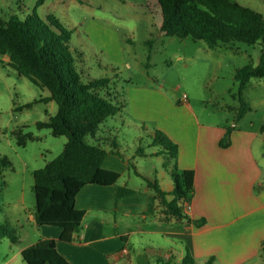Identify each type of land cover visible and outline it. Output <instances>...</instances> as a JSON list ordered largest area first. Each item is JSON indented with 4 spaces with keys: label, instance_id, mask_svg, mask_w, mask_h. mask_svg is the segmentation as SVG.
I'll return each instance as SVG.
<instances>
[{
    "label": "rangeland",
    "instance_id": "1",
    "mask_svg": "<svg viewBox=\"0 0 264 264\" xmlns=\"http://www.w3.org/2000/svg\"><path fill=\"white\" fill-rule=\"evenodd\" d=\"M38 1L0 0V18L16 16L23 20L33 12L42 20L54 17L71 31L70 47L81 54L82 59L76 65L83 79L109 80L98 94L116 97L121 109L120 114L100 126L98 135L107 136V142L114 140L119 147V160L130 162L119 183L126 181L129 173L136 187L145 184L134 177L133 163L136 161L141 170L153 174L156 160L140 158L135 151L138 147L146 152L152 150L150 136L158 130L155 120L167 125L165 117L176 112L179 115L189 112L195 123L198 120L224 126L225 130L252 132L256 135L253 151L263 152L264 78L249 81L243 98L251 111L235 123L238 86L234 75L239 68L258 63L264 43L232 42L209 49L204 42L191 37L166 36L159 31L157 0H42L40 4ZM233 1L264 17V0ZM147 40H151L150 53L145 45ZM132 91L143 92L138 106L143 118L129 114L127 97ZM168 91L175 94L176 101L185 95L189 107L173 101ZM157 92L164 95L169 105L162 102ZM48 95L46 89L18 75L6 56H0V157L10 163L1 171L0 225H8L17 237L15 243L7 238L0 241V264H25L16 252L38 239V228H42L35 229L29 219L34 214L32 173L59 155L66 142L65 137H53L48 129L35 126L56 112L54 102L40 101ZM120 97L125 100L123 108ZM29 136L34 139L26 140L23 146L18 144L19 138ZM104 148L109 147L106 144ZM149 218L142 222L134 218L136 229L151 228ZM128 241L129 256L120 264H129L127 259L131 264H188L183 263L185 256L180 254L181 247L176 241L171 246L174 250L171 258L165 257L169 243L151 233L132 234ZM141 257L143 261L138 262Z\"/></svg>",
    "mask_w": 264,
    "mask_h": 264
},
{
    "label": "trees",
    "instance_id": "2",
    "mask_svg": "<svg viewBox=\"0 0 264 264\" xmlns=\"http://www.w3.org/2000/svg\"><path fill=\"white\" fill-rule=\"evenodd\" d=\"M157 4L161 17L159 31L166 36L191 37L204 42L209 49L232 42L264 43V17L233 0H157ZM70 39L71 31L52 16L42 20L33 12L23 20L16 16L0 18V56L8 58L9 66L18 75L48 91L49 95L40 99L41 102L56 105L55 114L37 122L36 128L48 129L51 136L66 139L60 154L32 173L34 223L37 227L59 229V240L64 243L75 240L80 230L84 213L74 207L79 190L86 185H113L120 176L101 166L108 153L120 157L117 144L114 140L106 141L109 148L105 149L103 137L98 136L100 126L120 111L119 102L108 93L98 94L108 84L107 78L83 79L76 65L82 59L81 54L71 49ZM145 45L150 53L151 40L145 41ZM263 78L264 50L256 65L247 64L235 72L238 86L235 123L251 111L243 98L249 81ZM232 130H225L219 141L220 148L229 146ZM150 138L151 148L156 149L151 155L162 157V166L173 184V189L165 193L155 179H144L160 206V213L196 228L203 226L204 219H190L181 206L182 201L191 199L193 189L186 173L177 168L176 144L158 130L152 131ZM33 139L21 137L18 144L23 146L26 140ZM135 154L146 155L139 147ZM9 164L5 157H0V178L2 169ZM133 193L119 187L115 199ZM4 238L17 242L8 225H0V240ZM261 252L264 257V247ZM20 257L25 264H69L49 239H40L24 248ZM183 263H192L187 251Z\"/></svg>",
    "mask_w": 264,
    "mask_h": 264
},
{
    "label": "crops",
    "instance_id": "3",
    "mask_svg": "<svg viewBox=\"0 0 264 264\" xmlns=\"http://www.w3.org/2000/svg\"><path fill=\"white\" fill-rule=\"evenodd\" d=\"M157 93L162 102L169 105L164 95ZM142 95V91L128 94L129 114L134 117L143 118L138 108ZM177 101L189 107L186 101ZM122 103L125 106L124 98ZM165 120L167 125L155 120V127L176 144L177 168L186 173L193 189L191 199L181 202L183 212L192 220L204 219L203 226L196 228L163 216L151 190L144 182L137 184L138 187L132 184L129 173L126 181L119 183L123 172H128L130 162L108 153L101 166L119 173V179L108 186L86 185L76 194L74 207L84 215L75 240L61 242L59 229L42 227L38 228L39 238L18 248L16 254L20 255L24 248L40 239H49L55 242L57 252L69 264H120L129 256L128 238L135 233H151L169 243L167 258L173 255L171 246L178 243L180 254L185 256L187 251L191 264H264L261 252L264 247V150L259 154L253 151L256 135L235 129L230 133L229 146L222 149L219 141L225 133L224 126L198 120L195 123L185 111L182 115L176 112L166 116ZM100 137L106 145L107 136ZM155 150L144 151L146 155L140 156L155 158L153 174L141 170L135 161L133 175L142 181L155 179L160 190L168 193L173 184L162 166V157L151 155ZM130 160L134 161L133 157ZM119 187L134 193L116 200ZM147 217H150L151 228L136 229L134 218L142 222ZM29 219L36 229L33 215H29ZM155 255L160 257L159 253ZM127 261L131 264L129 259ZM137 261L142 262L143 258Z\"/></svg>",
    "mask_w": 264,
    "mask_h": 264
},
{
    "label": "water",
    "instance_id": "4",
    "mask_svg": "<svg viewBox=\"0 0 264 264\" xmlns=\"http://www.w3.org/2000/svg\"><path fill=\"white\" fill-rule=\"evenodd\" d=\"M167 95H168L169 97H171L173 101L176 100V96H175V94H174L172 91H168V92H167Z\"/></svg>",
    "mask_w": 264,
    "mask_h": 264
},
{
    "label": "built area",
    "instance_id": "5",
    "mask_svg": "<svg viewBox=\"0 0 264 264\" xmlns=\"http://www.w3.org/2000/svg\"><path fill=\"white\" fill-rule=\"evenodd\" d=\"M186 100V96L185 95H182V101H185ZM123 253L126 254L127 253V250H123Z\"/></svg>",
    "mask_w": 264,
    "mask_h": 264
}]
</instances>
